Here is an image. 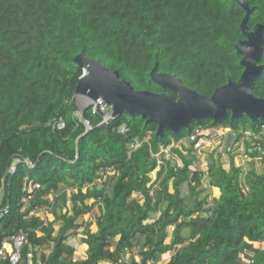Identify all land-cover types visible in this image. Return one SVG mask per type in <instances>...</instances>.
Instances as JSON below:
<instances>
[{
    "label": "trees",
    "instance_id": "16d2710c",
    "mask_svg": "<svg viewBox=\"0 0 264 264\" xmlns=\"http://www.w3.org/2000/svg\"><path fill=\"white\" fill-rule=\"evenodd\" d=\"M245 1L253 29L264 23V0ZM245 15L235 0H0V242L28 234L41 248L34 264H158L169 253L166 264H247L243 254L264 264V246L255 247L264 243V169L255 167L264 165L262 119L193 122L161 136L141 116L101 125L87 106L79 118L76 99L82 52L135 90L178 97L152 80L157 64L211 97L244 71L236 44ZM253 90L264 96V69ZM199 127L230 129L248 170L235 156L225 167L216 152L193 169L195 142L179 143ZM173 144L181 166L164 151ZM204 177L218 196L200 198ZM88 214L94 222L84 224ZM80 228L87 252L75 260L69 239Z\"/></svg>",
    "mask_w": 264,
    "mask_h": 264
},
{
    "label": "water",
    "instance_id": "95a60500",
    "mask_svg": "<svg viewBox=\"0 0 264 264\" xmlns=\"http://www.w3.org/2000/svg\"><path fill=\"white\" fill-rule=\"evenodd\" d=\"M235 1L246 11L240 25L245 38L236 44L244 71L238 80L230 77L211 97L184 85L174 75L158 72L157 64L150 74L152 80L163 89L176 92L178 97L169 92L135 90L130 82L120 77L118 71L89 58L84 52L74 59L86 71L77 85L76 95L93 101L103 98L113 107V117L125 113L141 116L147 124H156L157 134L161 136L165 130L179 134L189 129L193 122L200 124L206 120L223 123L229 118L234 121L248 116L252 121H264V96L257 95L253 90L264 69L260 64L264 56V23H258L251 29L248 23L254 8L245 0Z\"/></svg>",
    "mask_w": 264,
    "mask_h": 264
},
{
    "label": "built area",
    "instance_id": "2783aa9c",
    "mask_svg": "<svg viewBox=\"0 0 264 264\" xmlns=\"http://www.w3.org/2000/svg\"><path fill=\"white\" fill-rule=\"evenodd\" d=\"M85 74V73H84ZM90 106H92L93 111L102 114V124H108L114 117H113V107L109 105L104 99L99 98L96 101H91ZM80 113H78L79 116ZM81 116H79L80 118ZM85 126L89 129V123L84 121ZM64 125L60 123V128ZM227 129L223 128H197L192 136L190 137L191 142H195L194 148L197 156L201 160L206 159V151L204 150V145L206 142L211 141L214 138H220L223 135H226L225 131ZM230 133V129L227 130ZM181 142L179 143V145ZM137 145L139 143L137 142ZM172 146H169L165 151L168 153V149ZM242 155H244L243 148H241ZM171 152V150H170ZM159 155V154H158ZM157 155V156H158ZM14 168H11L13 171ZM40 186L37 185V188ZM1 204V200H0ZM37 215H39L43 220H47L48 218L51 219V214L48 211L39 210ZM258 244V248L264 246V243H256ZM27 247V251L24 253V249ZM256 247V246H255ZM40 255H41V248L33 245L28 238V234L26 233H19L17 235L11 236L9 238H5L2 242H0V264L3 261L7 260L9 264H34L36 260L40 262ZM165 258L171 257V255L167 254L164 255ZM241 260L247 264L252 263V261L246 256L242 255Z\"/></svg>",
    "mask_w": 264,
    "mask_h": 264
},
{
    "label": "rangeland",
    "instance_id": "374dc122",
    "mask_svg": "<svg viewBox=\"0 0 264 264\" xmlns=\"http://www.w3.org/2000/svg\"><path fill=\"white\" fill-rule=\"evenodd\" d=\"M76 99H77V104H78V107L80 109V111H83L85 108H87V106L90 104V100L86 97V96H83V95H77L76 96ZM79 116H81V114H79ZM228 130V129H227ZM225 131L226 135H223L222 137L220 138H225L226 136H229L228 135V131ZM219 138V139H220ZM228 143H229V140H228ZM186 147H189L190 146V143L186 141ZM171 148H169L167 151V158L169 160H171L170 162L173 164V165H178V166H181L182 165V162L180 160H178V158L173 155L171 152H170ZM172 154V155H171ZM242 162L245 163V167L246 168H249V164L247 163L248 160L246 159V157H243L242 159ZM259 168H261V171H263L264 169V165L263 164H259ZM204 168H206V165H205V160H200L199 162L196 161L195 163V166L193 167V169H195L196 171H203ZM155 173L152 174V176H154ZM209 179L208 177H204L202 180H201V186L199 188H206V191L203 192L200 196V198H203L204 196H217V194L219 193V190H215V189H209L208 188V184H209ZM184 192L188 195L189 194V191H188V187H185L184 188ZM96 213V216H99L100 214V209H98V207L95 209L94 211ZM93 215H86V216H83V218L81 219V222H83L84 224L86 222H91L93 220ZM94 222V221H92ZM93 228H95V226L93 225ZM82 228H80V234H77V235H74L72 236L70 239H69V244L72 245L75 249H76V252H75V255H74V259L75 260H83L86 258V246L85 244H82V235H81V231ZM256 248H258V244H255ZM49 252V251H48ZM172 253H169V255H171ZM168 261V258H165L164 256H160L159 259H158V264H166Z\"/></svg>",
    "mask_w": 264,
    "mask_h": 264
},
{
    "label": "crops",
    "instance_id": "0c3cea01",
    "mask_svg": "<svg viewBox=\"0 0 264 264\" xmlns=\"http://www.w3.org/2000/svg\"><path fill=\"white\" fill-rule=\"evenodd\" d=\"M228 140H229V143H228ZM204 150L206 151L207 155L213 152L220 154V161L225 167L229 166L231 162V158L235 156L236 163L244 166V168L248 170V168L245 167V163L242 162V159L244 156L241 153H238V151L234 148V146L232 145L231 138H229V136H226L225 138H220V139L214 138L211 141L206 142L204 145ZM246 159L248 160L247 163L249 164V161L251 159H248L247 157ZM259 164L260 163L256 161L255 167L258 170V172H261V168H259L260 167ZM215 190H218V189H215ZM219 193L217 194V196L219 195ZM94 216H96V213H94ZM85 246L87 250V245Z\"/></svg>",
    "mask_w": 264,
    "mask_h": 264
},
{
    "label": "clouds",
    "instance_id": "9594fccd",
    "mask_svg": "<svg viewBox=\"0 0 264 264\" xmlns=\"http://www.w3.org/2000/svg\"><path fill=\"white\" fill-rule=\"evenodd\" d=\"M84 73L86 74L85 69H84ZM85 74H83L82 78L85 76ZM76 96H77V95H76ZM88 99H89V98H88ZM102 99H103V98H102ZM89 100H90V99H89ZM90 101H93V100H90ZM88 106H90V105H88ZM78 113H80V114L82 115V111H80V112H78ZM114 118H116V117H114ZM114 118H113V119H114ZM113 119H112V120H113ZM223 129H227V128H223ZM228 135H229V133H228ZM191 136H192V135H191ZM186 141L189 142L190 145L192 144V142L190 141V138H187V139L181 141V143H184V146H185V147H186V145H187V144H186ZM231 141H232V143H233V136L231 137ZM137 142H138V141H137ZM175 145H176V144H173L172 147L175 146ZM232 145H233V144H232ZM178 146H179V145H178ZM233 146H234V145H233ZM172 147H171V148H172ZM184 153L186 154L187 157H189V155L187 154V152L184 151ZM240 153L242 154V151H240ZM171 155H172V154H171ZM207 156H208V155L206 154L205 165H206ZM243 156H244V155H243ZM244 157H245V156H244ZM200 160H201V159H199V161H200ZM199 161H197V162H199ZM201 161H202V160H201ZM204 169H205V168H204Z\"/></svg>",
    "mask_w": 264,
    "mask_h": 264
},
{
    "label": "flooded vegetation",
    "instance_id": "af4514ba",
    "mask_svg": "<svg viewBox=\"0 0 264 264\" xmlns=\"http://www.w3.org/2000/svg\"><path fill=\"white\" fill-rule=\"evenodd\" d=\"M206 128H208V127H206Z\"/></svg>",
    "mask_w": 264,
    "mask_h": 264
}]
</instances>
